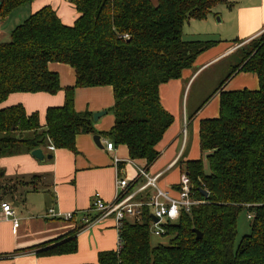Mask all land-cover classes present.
I'll return each instance as SVG.
<instances>
[{
    "label": "trees",
    "instance_id": "16d2710c",
    "mask_svg": "<svg viewBox=\"0 0 264 264\" xmlns=\"http://www.w3.org/2000/svg\"><path fill=\"white\" fill-rule=\"evenodd\" d=\"M0 1L4 20L34 0ZM223 2L72 0L79 13L72 25L50 5L32 13L13 28L10 40H0V159L49 147L78 153L79 134H99L125 145L129 159L144 161L149 169L160 156L157 144L174 122L161 103V84L181 78L199 55L221 42L187 39L184 27L190 20H206ZM231 56L238 57L237 63L199 107L219 92V116L200 122V148L208 168L203 158L181 162L194 196L202 202L190 212L182 210L176 221H166L169 242L157 245L151 244L153 213L145 206L141 217L124 221L120 247L98 254L100 264H264V31ZM51 62L74 68L76 83L64 88L62 105L47 109L44 126L39 112L28 113L23 104L1 106L12 93L62 90L59 73L49 69ZM240 72L256 74L259 88L224 90ZM96 86L113 88L115 122L107 132L96 129L93 112L75 108L76 89ZM41 182L34 175L18 184L0 166V202L19 185L25 193L38 192ZM245 207L252 214L251 232L236 247L238 217ZM79 229L0 254V260L24 253H75Z\"/></svg>",
    "mask_w": 264,
    "mask_h": 264
},
{
    "label": "crops",
    "instance_id": "0c3cea01",
    "mask_svg": "<svg viewBox=\"0 0 264 264\" xmlns=\"http://www.w3.org/2000/svg\"><path fill=\"white\" fill-rule=\"evenodd\" d=\"M152 1L154 4L158 3V0ZM230 3H233L231 7ZM46 5L52 6L67 25H72L79 16L72 0H34L1 20L0 35L3 34L2 25L6 19L13 18L16 23H21ZM226 7L224 14L220 12V21L223 23L217 24L215 18L208 21V17L203 21L209 23L200 29L204 34L196 30L199 31L198 34H206L201 37L202 40L214 39L221 42L199 55L192 68L183 70L181 78L160 86L161 103L174 116V122L157 144L160 156L149 168V172L161 174L159 187L173 197L178 196L176 188L180 181L182 161L203 158L208 168L206 153H202L200 148V122L206 118L218 117L220 112L219 92L200 109L203 102L189 105V94L196 78L207 68L232 55L234 39L247 42L264 31V0H226ZM49 69L59 73L62 90L56 94L12 93L1 106L23 104L28 113L39 112L40 122L44 126L47 109L62 105L65 100L64 88L76 83V73L71 66L51 62ZM244 88H259L256 74L240 72L224 86V90ZM114 103L112 86L84 87L75 91L77 111H108L96 121L95 127L100 132H107L114 125L115 116L110 114ZM100 136L103 147L95 143L92 134H79L76 139L78 153L67 149H54L51 152L53 157L45 161H40L31 154L0 159V166L14 182L30 181L34 175H40L43 180L42 188L38 192L25 193V187L19 185L14 195L22 201L13 203L10 200L19 219L18 227L15 228L13 221L4 217L0 210V254L38 245L80 227L76 234L78 250L75 253L50 256L17 254L12 258L1 259L0 264H100L98 254L101 251L119 248V230L115 217H100L91 208L92 197L98 193L107 202L115 199L119 167L118 163H114V158L125 163L123 175L131 180L137 175L136 166H143L145 163L130 161L125 145L114 144V149L108 150L104 140H111L110 137ZM51 208L56 212L79 213L73 220L58 219L47 215ZM83 212H89L93 222L84 224L81 220Z\"/></svg>",
    "mask_w": 264,
    "mask_h": 264
},
{
    "label": "built area",
    "instance_id": "2783aa9c",
    "mask_svg": "<svg viewBox=\"0 0 264 264\" xmlns=\"http://www.w3.org/2000/svg\"><path fill=\"white\" fill-rule=\"evenodd\" d=\"M108 150H113L115 145L111 140H104ZM119 163V160L115 158ZM138 176L145 177L146 181L142 183L138 188L134 187L137 184L133 183V179H128L119 171V176L116 181L117 193L115 199L112 202H106L101 198V196L96 193L92 199V209L96 210L100 217H107L113 215L117 222V229L120 231L122 225L127 219H138L141 217L143 208L149 206L152 210L153 216L158 218L159 221L155 222L153 220L151 231L157 236L165 235V227L163 224L168 221H176L182 212L185 210L190 212L194 205L200 204L202 201L197 199L192 191V183L189 175L186 172H182L180 175V181L178 183V196L173 197L165 190L157 187V182L161 174L151 175L144 167L137 166ZM154 186L157 188V192L150 195L147 201L137 198V195L144 192L147 188ZM2 212L5 217L14 216L15 211L12 206L7 203H2ZM48 216L61 217L62 213L56 212L55 209L51 208L48 210ZM85 219L88 222H93L92 217L88 212L83 213ZM68 218L73 216L72 213L68 214ZM252 217V214H249ZM19 226V221L14 219V227ZM121 245V240L119 238V247Z\"/></svg>",
    "mask_w": 264,
    "mask_h": 264
},
{
    "label": "rangeland",
    "instance_id": "374dc122",
    "mask_svg": "<svg viewBox=\"0 0 264 264\" xmlns=\"http://www.w3.org/2000/svg\"><path fill=\"white\" fill-rule=\"evenodd\" d=\"M226 11H227V7H226V0H225V2L217 5V7L214 8L213 13L209 16V20L208 21H211L210 19H214L215 18V21H216L217 24L221 23L222 21H220L221 20L220 12L222 14H224ZM223 16H226V15H223ZM16 22L14 21L13 18L6 19L3 22V25H2L3 34L0 35V40H3V41L10 40V32H11L12 28H14V26H16V24H20V23H16ZM204 23H205V21H203V20H201V21L200 20H190L189 22H187L185 27H184V37L187 38V39H196V38H201L202 36H206V34L205 35L198 34L200 29L205 27L209 22H206L205 24ZM197 29L199 31H196ZM200 32L202 33L203 31H200ZM202 34H204V33H202ZM4 35H5V37H3ZM247 42L246 41L234 42L233 43V48H234L233 53L237 49L242 47ZM237 60H238L237 56H230V57H228V58H226V59L214 64L213 66L207 68L203 72H201L200 75L196 78V80H195V82H194V84L192 86V89L190 91L189 98H188L189 105L192 106V105L200 104L201 102H204V100L209 96V94L212 93L218 87L220 82L223 79H225L226 76L230 73L233 65L237 63ZM96 112H94V113H96ZM110 112H111L110 114L114 115L112 110ZM184 135H186V133H184ZM93 137H94V135H93ZM54 149H55L54 147H49L48 149H45L43 151H44L45 154L49 155V154H52L51 152H53ZM130 161H133V160H130ZM114 163L115 164L118 163L115 160V158H114ZM119 163H121V162L119 161ZM119 163L117 164L118 167H119ZM185 163L186 162L183 161L182 164H185ZM137 166H139V165H137ZM137 166H136L137 175L132 180V181H135L136 179H139L137 183L133 182L134 184H137L136 186H134L136 188H138L140 185H142V183H144L146 181L145 177H139L138 176V168H137ZM142 167H144V166H142ZM181 168H182V172L186 171L185 170V165H183ZM144 169L149 174H151L149 172V169H147L145 167H144ZM119 171L121 173H123L124 166L123 167H119ZM121 175H119V176H121ZM151 175H156V174H151ZM35 181H38V180H35ZM22 182H25V181H19L18 184L22 183ZM158 182H157V187L159 188ZM156 192H157V188H155L154 186H151V187L147 188L144 192L139 193L137 195V198L141 199V200H144V201H147L149 199V197H150V195L147 197V194L151 193V195H152V194H154ZM116 193H117V189H116ZM4 199L5 200H2L0 202V210L1 211H3L2 210V206H1L3 202L9 203L12 206L13 210H14V207H13L12 203L10 202V200L13 203H16V202L18 203V202L22 201L21 199L16 197V195H13V194L6 195ZM92 199H93V197H92ZM91 208H92V201H91ZM3 213L4 212H2V215L5 217V215ZM60 213H62V212H60ZM70 213H72L73 216L71 218H68L69 217L68 214H70ZM77 213H79V212H77V211L63 212L61 217H55V216H52V217H55V218H58V219L73 220ZM83 213H82V216H81L82 222L84 224H86V225L90 224L91 222H88L85 219H83V217H84ZM249 214H251V213L248 211V209L246 207L239 214L238 222H237V235H236V239H235V246L236 247H238V245H239L241 239L243 238V236L246 235V234H249L251 232V219L249 217ZM6 218L11 219L13 221V225H14V219H17L19 221V219L16 217V213L14 214V216L6 217ZM169 239H170V237L167 236V235L157 236L154 233L151 234V244L152 245H157L158 243H164V244L168 243Z\"/></svg>",
    "mask_w": 264,
    "mask_h": 264
},
{
    "label": "water",
    "instance_id": "95a60500",
    "mask_svg": "<svg viewBox=\"0 0 264 264\" xmlns=\"http://www.w3.org/2000/svg\"><path fill=\"white\" fill-rule=\"evenodd\" d=\"M1 8H2V2L0 1V23H1ZM107 113V110H103V111H98L96 113H94V120L97 121L99 118H101L103 115H105ZM94 141L95 143L99 146V147H103L101 144V136L99 134L94 135ZM31 155L33 157H35L36 159L40 160V161H45L46 159H51L53 157L52 154H45L42 148H37L34 149L31 152ZM203 194L205 196H208V191H202ZM154 217V216H153ZM154 221L158 222L159 219L154 217ZM195 232L197 233V238H201L202 237V233L199 230H195Z\"/></svg>",
    "mask_w": 264,
    "mask_h": 264
}]
</instances>
